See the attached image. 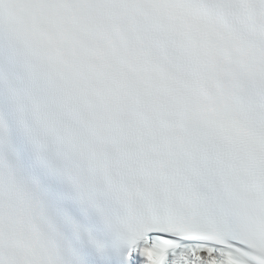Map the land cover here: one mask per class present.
<instances>
[{
    "label": "snow or ice",
    "instance_id": "1",
    "mask_svg": "<svg viewBox=\"0 0 264 264\" xmlns=\"http://www.w3.org/2000/svg\"><path fill=\"white\" fill-rule=\"evenodd\" d=\"M0 264H264V0H0Z\"/></svg>",
    "mask_w": 264,
    "mask_h": 264
}]
</instances>
